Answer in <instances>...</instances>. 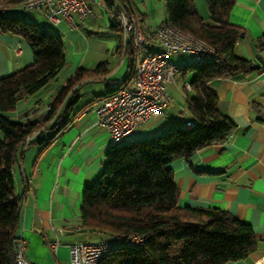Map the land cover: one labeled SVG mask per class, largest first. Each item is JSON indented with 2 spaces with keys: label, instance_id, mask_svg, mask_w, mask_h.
<instances>
[{
  "label": "crops",
  "instance_id": "crops-1",
  "mask_svg": "<svg viewBox=\"0 0 264 264\" xmlns=\"http://www.w3.org/2000/svg\"><path fill=\"white\" fill-rule=\"evenodd\" d=\"M145 1L141 8L130 0L131 12L145 35L143 52L160 49L151 32L166 19L165 0H154V9L150 5L153 0ZM194 1L198 13L207 20L205 6ZM90 5L92 14L83 19L74 17V24L67 20L46 24L38 19L37 14L44 16L41 10L29 16L60 34L65 64L45 86L19 99L7 112L16 121L41 120L52 98L76 69L93 72L73 84L63 98L57 115L70 118L65 129L43 151L37 143L26 144L12 169L14 193L22 199L16 235L25 240L24 256L31 264H67L69 245L91 234L79 226L81 193L83 186L102 171L105 151L112 144L106 129L97 123L94 108L107 93L106 86L115 85L126 75L129 51L121 50V31L111 27L113 16L104 1L92 0ZM16 6L20 7L2 11L13 14ZM228 18L245 31L235 44V52L262 64V68L210 81L219 110L230 116L235 126L224 142L205 146L188 159L177 157L170 166L178 188V205L216 206L251 225L254 248L246 257L222 264H264V0H234ZM186 55L179 52L170 60L182 65ZM31 61L32 52L24 40L0 32V77ZM187 71L176 76L174 83H167L166 89L178 88V79L184 80ZM72 91L75 99L68 104ZM183 94L179 112L174 113L168 104L160 114L137 124L121 141L147 138L188 124L187 93ZM53 242L55 247H51Z\"/></svg>",
  "mask_w": 264,
  "mask_h": 264
},
{
  "label": "trees",
  "instance_id": "trees-1",
  "mask_svg": "<svg viewBox=\"0 0 264 264\" xmlns=\"http://www.w3.org/2000/svg\"><path fill=\"white\" fill-rule=\"evenodd\" d=\"M103 1L107 10H114L115 3L132 13L130 0ZM21 2L0 0V32L19 36L32 52L30 63L0 77V264H17L14 251L22 199L14 193L12 169L25 138L31 136L27 144H39L40 151L53 143L70 121L65 114L57 115L67 90L93 73L76 69L52 98L41 120L10 118L7 112L14 109L19 99L45 86L65 64L60 34L2 11ZM204 2L207 20L198 13L194 0H165V22L214 48L213 54L180 65L181 72H192L188 83L193 94L186 96L191 118L188 124L147 138L112 143L105 151L102 171L83 186L79 226L89 233H104L107 237L101 240L111 242L98 264H222L244 258L254 248L253 229L248 222L216 206L177 203L178 188L170 166L173 159H188L205 146L224 142L235 126L233 119L219 110L210 81L243 76L262 68V64L235 52V44L245 31L228 18L234 0ZM111 27L120 30L114 17ZM126 49V75L115 85H107L102 97L130 84L135 48L129 43ZM74 99L72 91L67 103ZM132 235L140 236L141 241L130 242Z\"/></svg>",
  "mask_w": 264,
  "mask_h": 264
},
{
  "label": "built area",
  "instance_id": "built-area-1",
  "mask_svg": "<svg viewBox=\"0 0 264 264\" xmlns=\"http://www.w3.org/2000/svg\"><path fill=\"white\" fill-rule=\"evenodd\" d=\"M92 0H22L23 10H41L44 17L53 24L62 20L73 23L74 17L83 19L92 14ZM114 10H109L117 20L122 51L129 43L135 48L134 70L132 81L121 86L114 93L99 99L94 108L97 123L108 132L111 143L120 142L137 124L160 114L170 103V95L166 84L174 83L181 73V66L170 60L176 53L189 54L193 62L214 53V48L205 40L192 33L183 31L177 26L162 22L151 32V39L160 46L153 51H142L145 35L132 13L114 3ZM185 90L190 89L188 82L183 84ZM31 136H26L23 147ZM132 243H139L141 237L132 235ZM111 242L99 240L96 243L75 242L69 245L67 264H98L100 257L110 248ZM56 242L51 243L55 247ZM26 242L22 237L15 241V260L17 264H31L24 256Z\"/></svg>",
  "mask_w": 264,
  "mask_h": 264
},
{
  "label": "rangeland",
  "instance_id": "rangeland-1",
  "mask_svg": "<svg viewBox=\"0 0 264 264\" xmlns=\"http://www.w3.org/2000/svg\"><path fill=\"white\" fill-rule=\"evenodd\" d=\"M136 5H138L139 7L143 8L146 5V1L145 0H134ZM198 5L201 6V4L203 6H205V8L207 9L204 0H197ZM151 4V8H155L154 6V0L152 2H150ZM13 14H15L16 16L22 17L26 20H30L29 16L32 14H36L37 10H23L22 8H20L19 6H16L13 8L12 10ZM31 13V14H30ZM38 19H40L43 22H46V24L48 23V20L41 15L37 14ZM39 20V21H40ZM65 44H66V40H65ZM189 56L186 55L184 58L183 63L187 64L188 62H186L188 60ZM125 68V62L122 64L121 66V73L124 71ZM192 79V72L191 71H187L186 77L184 80H182V78L178 79V88L175 87H169L167 89V92L169 93L171 99H170V103H169V108L170 110H172L174 113L175 112H179V110L181 109V106L179 105V103H181V101L183 102L184 100V94L183 91L187 93V95H192L193 91L192 90H184L183 89V84L185 82H190V80ZM99 89V88H98ZM82 100V99H81ZM81 102V101H80ZM118 143V142H117ZM107 236L104 233H91L90 235L87 236H80L79 237V241L80 242H86V243H96L97 241L101 240V239H105Z\"/></svg>",
  "mask_w": 264,
  "mask_h": 264
}]
</instances>
